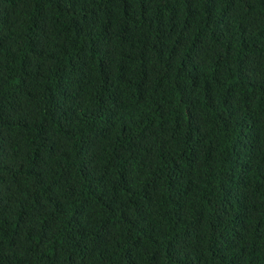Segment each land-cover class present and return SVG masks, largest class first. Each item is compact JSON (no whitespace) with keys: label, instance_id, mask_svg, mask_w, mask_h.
<instances>
[{"label":"trees","instance_id":"trees-1","mask_svg":"<svg viewBox=\"0 0 264 264\" xmlns=\"http://www.w3.org/2000/svg\"><path fill=\"white\" fill-rule=\"evenodd\" d=\"M0 264H264V0H0Z\"/></svg>","mask_w":264,"mask_h":264}]
</instances>
